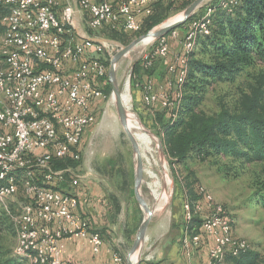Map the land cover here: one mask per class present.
<instances>
[{
    "label": "built area",
    "instance_id": "built-area-1",
    "mask_svg": "<svg viewBox=\"0 0 264 264\" xmlns=\"http://www.w3.org/2000/svg\"><path fill=\"white\" fill-rule=\"evenodd\" d=\"M78 1L87 33L101 28L138 33L141 18L151 14L159 0ZM236 3L222 0L229 9ZM0 5L9 9L2 17L5 34L0 48V208L17 227L15 254L29 257L33 264H67L63 258L67 241L78 238L87 239L93 253L99 254L104 236L82 210V199L74 191L80 176L72 166L55 165L69 156L82 159L84 134L96 122V109L106 96L103 86L109 67L99 54L108 44L77 32L73 0H0ZM212 11L209 7L189 23L185 52L176 55L169 66L170 73L178 75L180 88L174 90L170 78L166 87L158 89L149 81L147 105L181 102L188 54L197 33L210 31ZM179 35L174 29L161 37L159 45L145 54V66L150 68L156 58L168 56L169 38ZM21 191L26 201L14 212L10 200ZM196 191L202 199L184 201L185 222L190 224L199 213L207 214L198 231L187 226L186 249L210 238L213 243L205 264H228L227 255L249 251L251 244L235 237L233 224L214 194L203 185ZM113 262L127 264L118 252Z\"/></svg>",
    "mask_w": 264,
    "mask_h": 264
},
{
    "label": "rangeland",
    "instance_id": "rangeland-1",
    "mask_svg": "<svg viewBox=\"0 0 264 264\" xmlns=\"http://www.w3.org/2000/svg\"><path fill=\"white\" fill-rule=\"evenodd\" d=\"M188 1L192 2L194 0H178L172 4L169 16L165 20L182 12L185 8L183 3ZM210 1L204 2L196 13L204 14L207 12L208 2ZM2 16L3 14L0 13V48L5 34ZM103 29L93 31L99 33L103 32ZM175 29L180 35L176 38H169V55L156 58L152 67L147 68L145 66L144 56L159 45V39L147 44L145 42L140 43L125 54L117 65L119 88L125 95L129 112L136 114L144 128L150 130L154 136H150L143 130L135 131L133 129L138 138L149 136L151 142L152 154L147 152L144 155L146 171L142 190L152 207H157V204L155 205L157 203L156 198H160L164 192L166 168L163 166L162 159L167 163L168 173L172 178L170 200L165 209L156 210L157 212H155L147 231V238H151L153 241L159 229L175 236L182 232L185 234L187 226L184 221V201L187 198L202 199L196 189L203 185L214 194L216 202L221 204L224 213L230 218L235 237L246 239L251 244V249L258 251L264 259V205L253 198L252 171L249 170L237 178H227L219 171L218 165L210 160L202 161L192 157L185 162L174 163L171 162L167 153L165 158H162L160 154L156 137L160 140H162V137L153 127L152 114L155 113V110H161L167 105L163 102L147 105L144 98L146 85L149 81H152L155 89H158L161 86L166 87L167 80L170 78L175 83L174 90L180 88L177 82L178 75L170 73L169 66L176 55L185 52V42L191 27L187 24ZM104 37L111 38L109 36ZM119 42L127 44L122 41ZM115 46L110 44L103 53L99 54V57L106 61L109 68L110 63L108 64V61L111 60V55L115 53ZM135 67H137V70ZM103 87L106 96L97 108L96 122L84 134L81 146L82 159L76 161V165L73 167L76 175L80 176L81 179L80 185L74 188V191L81 199L83 192L86 195L83 199L88 196L89 199H92L90 190L95 191L96 185L99 189V194H97L99 198H96L93 202L99 209V221L103 220L106 223L108 221L114 223L120 221L125 233L132 231L131 241L134 242L145 216V212L135 194L136 156L131 140L119 118L113 86L109 89L107 80H105ZM236 93L235 84L223 83L218 85L210 93L206 107L215 108L220 94H229L227 98H233ZM141 146L143 151L142 143ZM255 167V165L252 166L251 170ZM25 201L26 198L22 191L10 200L14 212H18ZM85 207L88 208L86 205ZM82 210L89 216L91 221H94L87 209L83 208ZM206 214L207 211L202 214L199 213L198 216L203 218ZM101 226L103 225L101 224ZM6 242L13 255L17 256L15 254L18 242L17 233L8 234ZM204 243L210 245V238H206ZM19 257L22 264H31L30 259ZM227 263L229 264L228 261Z\"/></svg>",
    "mask_w": 264,
    "mask_h": 264
},
{
    "label": "trees",
    "instance_id": "trees-1",
    "mask_svg": "<svg viewBox=\"0 0 264 264\" xmlns=\"http://www.w3.org/2000/svg\"><path fill=\"white\" fill-rule=\"evenodd\" d=\"M175 2H156L153 12L141 18L138 33L108 28L88 32L129 43L164 21ZM190 3H183V7ZM209 7L213 9L210 31L197 33L194 49L188 54L182 100L175 106L155 110L153 127L162 137L171 162L182 163L192 157L210 160L227 178L252 171L253 198L264 205V0H237L231 9L223 6L222 0H211ZM8 10L0 5L3 16ZM198 15L195 13L179 27ZM105 80L111 89L109 74ZM223 83L235 84L236 95L227 98L229 94H220L215 108L206 107L212 90ZM76 161L69 156L55 166L74 167ZM201 223L202 218L196 216L186 226L198 231ZM10 233H17L16 224L0 208V264H22L7 245ZM226 260L229 264H264L261 254L253 249L229 254Z\"/></svg>",
    "mask_w": 264,
    "mask_h": 264
},
{
    "label": "crops",
    "instance_id": "crops-1",
    "mask_svg": "<svg viewBox=\"0 0 264 264\" xmlns=\"http://www.w3.org/2000/svg\"><path fill=\"white\" fill-rule=\"evenodd\" d=\"M64 187L65 189H69V185H65ZM90 192L92 193V199H89V196L83 199L86 195L84 192L82 193L81 208L87 209V212L93 217V225L104 236V245L99 254H94L91 245L85 238L67 241V251L63 255L65 262L67 264H91L94 261H99L105 264H114L113 255L115 252L120 253L127 259L133 245V241H131L132 231L125 233L120 221L118 223L99 221V209L96 207L95 202H93L96 198H99L97 195L99 194V189L95 185V191L90 190ZM104 228H106L105 231H103ZM166 233L164 230L159 229L153 241L151 238L146 239L143 248V259L140 264H205L209 255V248L213 243L211 239L210 245L204 243V245L192 247L188 251L183 243L184 232L179 233L178 236ZM26 258L30 259L29 257ZM31 264H33L32 261Z\"/></svg>",
    "mask_w": 264,
    "mask_h": 264
},
{
    "label": "water",
    "instance_id": "water-1",
    "mask_svg": "<svg viewBox=\"0 0 264 264\" xmlns=\"http://www.w3.org/2000/svg\"><path fill=\"white\" fill-rule=\"evenodd\" d=\"M206 1L207 0L192 1L188 6H186L182 10V12L179 13L181 15L178 18L174 20H170V18H168L162 21L161 23L157 24L156 26H154L148 32L142 33L139 36L135 37L131 42L127 44H122L116 39L99 36V35L88 34L81 21L82 16H81V10L79 6V1L73 0V4L75 7V11H76L77 24H78L76 25L77 32L81 36L87 39H90L94 42L104 43L108 45L110 44L116 45L115 53L111 55L110 68H109V80L113 86L114 99L116 102L119 118L121 120V123L124 126V129L129 139L131 140L134 153L136 156L135 194H136L138 202L140 203L141 207L143 208L145 212L144 219L137 231L133 245L127 256V264H140V262L142 261L143 248H144L145 241L147 239V231L151 223V220L153 219L155 215L156 208L150 205V203L148 202L142 190L143 183H144V177H145V171H146V160L143 155V151H142L141 144L139 142L137 133L133 130V125L131 123V118H130L131 114L128 110L125 95L119 88L117 65L120 59L125 54L130 52L140 43L145 42L147 39H152V40L160 39L161 37L171 32L173 29L184 24L187 20H189L196 13L197 9L201 7L203 3ZM147 131L153 135V133L150 130H147ZM156 138L158 140L160 154L162 158H165L166 150H165L163 141L160 140L158 137Z\"/></svg>",
    "mask_w": 264,
    "mask_h": 264
},
{
    "label": "bare ground",
    "instance_id": "bare-ground-1",
    "mask_svg": "<svg viewBox=\"0 0 264 264\" xmlns=\"http://www.w3.org/2000/svg\"><path fill=\"white\" fill-rule=\"evenodd\" d=\"M180 15L181 14L175 15V16L171 17L170 20H174V19L178 18ZM151 41H153V40L152 39H147L145 41V43L147 44V43H150ZM130 114H131V117H130L131 118V123H132L133 129L135 131L143 130L144 132H146L150 136H153L150 132H148L144 128L143 124L141 123V121L139 120V118H138V116L136 114H134L133 112H130ZM138 139H140L139 142L141 141V143L143 145V155L147 154V152L151 153L152 148H151V142L149 141V136H146L144 138H138ZM141 148H142V146H141ZM162 162H163L164 168H166L165 174H164L165 175L164 176L165 184H164V187H163V189H164L163 194L161 195L160 198H156V200H157V203H155V205L157 204V207H155L156 210L165 209L166 205L168 204V202L170 200V196H171L170 187H171L172 178H171L170 174L168 173L169 172L168 171L169 167L167 166V163L164 162L163 159H162Z\"/></svg>",
    "mask_w": 264,
    "mask_h": 264
}]
</instances>
